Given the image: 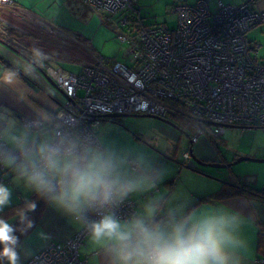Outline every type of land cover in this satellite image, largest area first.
<instances>
[{"label": "clouds", "instance_id": "1", "mask_svg": "<svg viewBox=\"0 0 264 264\" xmlns=\"http://www.w3.org/2000/svg\"><path fill=\"white\" fill-rule=\"evenodd\" d=\"M33 53L45 57L39 49ZM10 83L0 79V85ZM0 168L82 227L100 264H245L249 254L242 212L157 194L164 169L147 152L85 126L63 109L45 106L22 119L4 115ZM145 193L153 195L121 215L127 201ZM12 195V188L0 183V212L11 205ZM36 208V200H26L18 210L21 231L32 226L29 213ZM17 231L0 218V259L7 264H20Z\"/></svg>", "mask_w": 264, "mask_h": 264}, {"label": "built area", "instance_id": "2", "mask_svg": "<svg viewBox=\"0 0 264 264\" xmlns=\"http://www.w3.org/2000/svg\"><path fill=\"white\" fill-rule=\"evenodd\" d=\"M10 1L0 0V7ZM79 1L101 22L103 15L123 13L118 37L128 45L129 61L106 65L92 52L77 72L48 67L66 97L60 109L85 126L99 128L102 118L113 113L167 117L177 111L172 101L178 102L196 125L190 144L202 135L220 136L233 126L264 128V56L247 35L264 23V11L251 8L255 0H216L214 8L206 0H176L170 5L177 15L172 29L131 25L125 13L140 17L136 0ZM36 22L39 31L56 34L49 23ZM127 25L130 29L125 31ZM182 156L189 158V149ZM135 210L131 198L120 212L126 216ZM85 237L81 227L62 241H50L23 264H85L80 256Z\"/></svg>", "mask_w": 264, "mask_h": 264}, {"label": "crops", "instance_id": "3", "mask_svg": "<svg viewBox=\"0 0 264 264\" xmlns=\"http://www.w3.org/2000/svg\"><path fill=\"white\" fill-rule=\"evenodd\" d=\"M184 1L192 3L195 0ZM215 1L207 0L211 8L215 7ZM223 1L238 4L249 0ZM251 8L264 11V0H255L251 4ZM95 16L97 15L79 0H11L10 3L0 7V35H6L5 30L7 29L15 31L17 34H11L14 36L7 35L12 39L11 44L14 47H25L28 43L26 41L28 35L25 31L37 29V20L45 21L57 30L56 34L40 31L43 37L49 38L53 44L52 47H48V52L46 53H51L56 55V57H53V59L49 56V58L42 59L35 56L34 53H28V56L31 57L36 65L16 53L0 38V79L11 82L8 85H0V119H3L4 115H14L17 119H22L31 115L33 110L45 106L51 108H59L61 106L66 97L58 87L49 81L46 76L49 75L47 68L52 67L67 72H77L81 69L82 64L86 62L81 56L77 60L71 59L72 61H69L65 57L62 58L60 51L71 47L72 53L74 50L81 51L79 47H91L90 39L97 30L96 19L98 16L94 18ZM24 29L25 31H23ZM40 30L42 29L40 28ZM20 33L24 36L27 35L25 38L24 36L22 37L21 40L23 42L16 40ZM72 33L74 37L71 36ZM2 59L9 62L12 66L4 65ZM4 89H11V92ZM18 99L22 100V102H18ZM161 122L162 126L160 129L157 128V134L144 132L134 122L126 119L124 120V125L103 121L99 128L103 129L110 138H114L122 144L143 149L157 165L164 169L157 194H168L170 197L182 198L181 200L189 199L196 202L200 196L219 189L224 183L219 178L227 179L226 177L212 173L210 170L202 169L204 173H201L188 169L184 166V163H187L190 159L178 160L175 156H172L180 139V133L177 128L169 123ZM207 139L208 137L206 136H200L196 142L190 145L193 153L203 160H207L209 157H216L212 150L207 147ZM173 143L175 145L172 146ZM164 152L169 155L163 154ZM182 175L197 180V186L189 187L184 196L180 197V193L177 190L179 179ZM238 180L242 182L243 179L238 178ZM0 183L12 188L11 204L22 201L30 194L14 182L12 174L7 169L0 168ZM151 195L153 193H145L142 196L133 197L132 199L136 203V210L143 200ZM210 203L224 204L242 212L248 220L245 235L249 241V254L245 264H264V242L262 243L259 240L260 230L258 224L260 218L264 219V208H261L260 201L252 206L245 197L232 196L212 202H201L198 205L206 207ZM7 221L9 222V220ZM79 229H81L80 226L45 204L38 224L19 244L20 264H23L50 241H62ZM80 256L85 259V264H100L99 257L88 243L87 235L80 247ZM3 264H7L6 260H4Z\"/></svg>", "mask_w": 264, "mask_h": 264}, {"label": "rangeland", "instance_id": "4", "mask_svg": "<svg viewBox=\"0 0 264 264\" xmlns=\"http://www.w3.org/2000/svg\"><path fill=\"white\" fill-rule=\"evenodd\" d=\"M174 1L176 0H136L137 8L140 11V16L143 18L142 22L149 24H161L170 29L174 28L177 22V15L175 12L170 10V5ZM122 16L123 13L109 14L108 16L103 15V18H105L104 22L102 23L99 21L97 16H95L94 18H97V30L90 39L93 51L91 47H85L83 51L74 50V52L71 53L72 48L69 47L67 50L64 49L63 51H60V54H62V58L65 57L67 60L72 61L71 59L77 60L78 57L81 56L84 61H89L91 60V58H87V54L88 51H91L94 53V55L97 56V58L99 56L104 60L116 59L124 62L129 61V57L126 56L128 45L125 41H121L118 37V33L120 31L117 27V24ZM247 35L250 39H252L253 43H257L259 45L258 47L260 50V54L264 56V23L262 22L261 24L256 25L254 28L249 30ZM28 43L29 47H36L34 43ZM29 47L16 48L22 53L27 54L26 52L30 51ZM40 49L45 54L44 58H49V56L51 58L56 57V55L46 53L48 52V47H41ZM72 56H74V58H72ZM120 118L134 122L139 128L143 129L144 132L151 134H157V128L160 129L162 126V122L160 120L153 117L142 116L140 114L129 115ZM183 130L190 135L195 129L192 130L189 128H184ZM208 139L207 147L211 150L219 148L227 161H231L233 158L236 159L238 156L264 158V128H241L238 126H233L226 129L223 135L217 137L208 136ZM187 140L188 137L185 134H181V137L176 144L175 152L172 153V156H175V158H177L178 160L183 159L182 152L185 149H188ZM173 145L175 144L173 143L172 146ZM163 154L169 155L167 152H164ZM201 167L205 170L212 171V173H220V170H218L219 168L216 170L215 167ZM230 167L231 172L229 173H231V176L249 181L252 185L260 189H262V187L264 186V162L252 160H241L235 162L234 160L232 161ZM195 185L197 186V180L182 175L179 179L177 190L180 193V197L184 196V193L188 190L189 187H195ZM181 199L182 198H180V200ZM260 203L261 208H264V202ZM260 210L262 211V209Z\"/></svg>", "mask_w": 264, "mask_h": 264}, {"label": "trees", "instance_id": "5", "mask_svg": "<svg viewBox=\"0 0 264 264\" xmlns=\"http://www.w3.org/2000/svg\"><path fill=\"white\" fill-rule=\"evenodd\" d=\"M125 14H127L126 15L127 19L130 20L131 25L133 24V26H135V27H140V25L149 24V23H143L142 22L143 18L140 16V11H139V16H140L139 18H137L136 14L132 13L131 11H129ZM128 15H130V17ZM99 21H100V18H99ZM102 22H104V21H102ZM123 29L125 31H128L130 29V25L125 26ZM11 30L12 29H7V30H5L7 33L6 35H4V34L0 35V38L4 42H6V44H10V45H12L11 44L12 39H10V37H8L7 35L14 36L11 34H17L15 31H13V30L11 31ZM23 31H25V29ZM25 32L28 35L26 41L30 42L31 44L34 43L36 45V47H29V43L25 45V47L30 48V51L26 52L27 55H28V53H30V54L33 53L34 49L41 50L40 49L41 47H52L53 46V44H52V42H50L49 38L43 37V34H41V32L39 30L34 29V30H30V31L27 30ZM23 36L24 35L22 33H20L16 40H21ZM26 36H24V38ZM113 60H116V59H106V60L103 59V62L106 63V65H111V62ZM2 62L4 63V65H7L8 67L12 66L9 62L4 61L3 59H2ZM12 69L16 70L14 68H12ZM172 103L178 109L176 108V110H177L176 112H171L170 115L166 117V119L170 120L171 122L176 124V126L180 127L181 129L189 128V129L194 130L196 127L195 122L184 111V107L178 102L172 101ZM132 114H138V113H132ZM102 120L108 121V122H115V123H118L120 125H124V119H122L120 117H113V116L108 117V116H106V117H103ZM234 184H236V185L223 183L219 189L200 196L196 200L195 203L199 204L201 202H212L214 200H219V199L232 197V196H243L249 201L250 205H252V206H254L256 204V202H258V201L264 202V196L259 195L261 193L260 188L254 186V185L246 186V185H243L242 182H234ZM26 200H36L37 208L34 212L29 213V216L33 222L32 226L30 228H27V230L21 231L20 229H23L24 226L18 223L17 213H18V210L24 206ZM45 204H46L45 202H43L42 200H38L34 194L30 193L22 201L15 203V204H11L9 207H6L0 213V217L4 218L5 220H9V223L17 226L18 231L16 234L19 236V240L21 242L24 239V237H26L32 231V229L38 224ZM258 224H259V230H260V237H259L260 239L259 240L263 243L264 242V219L260 218L258 220ZM3 262H4V259H0V264H3Z\"/></svg>", "mask_w": 264, "mask_h": 264}, {"label": "water", "instance_id": "6", "mask_svg": "<svg viewBox=\"0 0 264 264\" xmlns=\"http://www.w3.org/2000/svg\"><path fill=\"white\" fill-rule=\"evenodd\" d=\"M3 41V40H2ZM4 42V41H3ZM6 44V42H4ZM12 50H14L16 53L20 54L24 59L28 60L30 63L35 64V62L31 59V57L27 56L26 54L22 53L21 51H19L16 47L7 44ZM4 60V59H3ZM6 61V60H4ZM49 79V81H51V83H53L56 87V83L53 81V79L51 77H49V75H46ZM61 91V90H60ZM129 115H137V114H123V113H113L110 114L109 116H113V117H124V116H129ZM142 116H148V117H153L156 118L158 120L164 121L166 123H169L170 125L174 126L175 128L178 129L179 131V137H181V134H185L187 137H189V134L187 132H185L183 129H181L180 127L176 126L173 122H171L170 120L166 119V118H162L156 115H150V114H140ZM189 142V139H188ZM191 155H190V160L187 163H184V166L188 169H192L194 171H199L198 166H210V167H215V168H223L226 167L223 164H219L218 162H214V161H206L201 159L199 156H197L196 154L193 153L192 149H191ZM241 160H252V161H261L264 162V158H253V157H248V156H239L236 158L235 162L241 161ZM201 173H204L203 171ZM219 180L221 182H227L226 179H221L219 178ZM262 194L264 196V186L262 187Z\"/></svg>", "mask_w": 264, "mask_h": 264}, {"label": "flooded vegetation", "instance_id": "7", "mask_svg": "<svg viewBox=\"0 0 264 264\" xmlns=\"http://www.w3.org/2000/svg\"><path fill=\"white\" fill-rule=\"evenodd\" d=\"M176 125V124H175ZM212 152L214 153V155L216 156V157H209V158H207V160L206 161H214V162H218L219 164H223V165H225L226 167H223V168H215L216 170L218 169V170H220L219 172L220 173H215V174H219V175H221V176H224V177H226L227 179V182H224V183H226V184H233V185H236V184H234V182H241V181H239L238 180V178L237 177H233V176H231L230 174L231 173H229V172H231V167H230V165H231V163H232V161H234V160H236L235 158H233L231 161H227L226 160V158H225V156H223V154L221 153V151L219 150V148H216L215 150L213 149L212 150ZM239 157V156H238ZM198 169H199V171H201L202 172V167H201V165H199L198 166ZM242 184L243 185H246V186H252V184L249 182V181H246V180H242ZM260 196H263V194H262V190H261V193L259 194ZM260 202H262V201H260Z\"/></svg>", "mask_w": 264, "mask_h": 264}, {"label": "bare ground", "instance_id": "8", "mask_svg": "<svg viewBox=\"0 0 264 264\" xmlns=\"http://www.w3.org/2000/svg\"><path fill=\"white\" fill-rule=\"evenodd\" d=\"M79 48H80L81 51H83V50L85 49V47H79ZM91 55H93V53H92L91 51H88L87 58L91 57ZM60 90H61V89H60ZM61 91H62V90H61ZM62 92H63V91H62ZM63 93H64V92H63ZM64 95H65V94H64ZM61 105H62V104H61ZM142 114H148V113H142ZM150 115H151V114H150ZM169 115H170L169 112L165 114V116H169ZM195 128H196V127H195ZM191 134H192V133H191ZM191 134H190V135H191ZM190 135H189V137H190ZM222 135H223V134H222ZM202 136H206V137H208L209 135H202ZM220 136H221V135H220ZM189 137H188V139H189ZM210 137H211V136H210ZM189 140H190V139H189ZM195 142H196V141H195ZM192 143H194V142H191V144H192ZM191 144H190V141H189V142H188V149H189L190 152H191V147H190ZM190 155H191V153H190ZM183 159H184V160L190 159V156H189V158H184V157H183Z\"/></svg>", "mask_w": 264, "mask_h": 264}]
</instances>
